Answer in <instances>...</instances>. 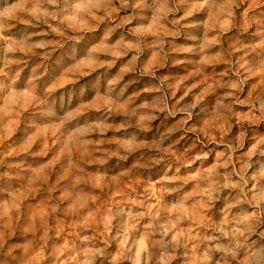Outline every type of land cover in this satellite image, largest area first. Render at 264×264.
<instances>
[{
  "label": "clouds",
  "instance_id": "clouds-1",
  "mask_svg": "<svg viewBox=\"0 0 264 264\" xmlns=\"http://www.w3.org/2000/svg\"><path fill=\"white\" fill-rule=\"evenodd\" d=\"M0 264H264V0H0Z\"/></svg>",
  "mask_w": 264,
  "mask_h": 264
}]
</instances>
